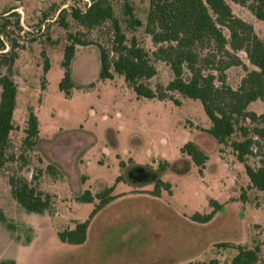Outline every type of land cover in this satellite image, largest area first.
Listing matches in <instances>:
<instances>
[{
    "label": "rangeland",
    "instance_id": "374dc122",
    "mask_svg": "<svg viewBox=\"0 0 264 264\" xmlns=\"http://www.w3.org/2000/svg\"><path fill=\"white\" fill-rule=\"evenodd\" d=\"M111 2L115 14L121 16L119 0ZM88 3L89 0H0V17L15 10L20 14L22 25V31L18 32L12 24L15 17H11L3 40L10 45L9 39L16 38L23 47L19 48L13 66L17 84L13 120L17 128L11 133V141L15 156L21 154L25 158V162L18 159L0 168V207L16 226L15 232H10L0 222V261L71 264L68 258L75 249L61 243L57 234L73 228L76 222L85 221L95 205V201L79 202L75 195L85 189L93 192L96 181H102L105 187L114 186V192L133 193L151 191L155 180H160L166 186L159 188L158 202L170 212L153 209L157 203L143 198L131 202L157 212L154 217L162 222L164 229L177 227V231L169 235L170 242L162 243V255L171 260L166 264H195L210 259L229 264L237 250L217 247L221 242L248 248L259 246V260L255 264H264V192L248 188L244 165L229 150L219 152L218 144L207 133L210 121L199 100L177 93L168 100L137 97L121 76L98 79L96 63L90 59L83 65L94 77L76 80L82 86L72 87L69 95L59 89L64 74L61 61L68 43L67 31H82V39L90 43L75 46L73 62L82 52L96 59L99 45L111 48L110 21L86 30L71 20V9L83 10ZM146 7L145 0H134L135 14L142 22ZM232 8L237 16L252 24L254 32L264 41V23L236 4H232ZM62 9H65L64 19L70 23V30L58 24V13ZM133 33L141 46L152 47L142 28ZM127 37L131 34L127 33ZM238 55L246 69H250L245 54L239 52ZM46 61L49 67L45 71ZM155 67L156 75L148 81L153 88L164 86L171 79L168 66L158 62ZM244 75L245 69L232 67L227 71V83L235 88ZM250 109L264 113V99L253 102ZM29 110L37 116L39 133L36 146L26 150L21 140ZM70 134L81 135L82 142L71 158L72 167L61 168L60 162L69 160L60 158L55 146L60 138ZM187 143H194L205 152L207 161L203 166L194 164L181 152ZM48 165L56 168L53 174L47 169ZM162 165H166L165 169L158 171ZM134 166L154 172L156 179L136 181L131 174ZM33 173H40L38 188L54 197L50 213H26L10 196L8 177L18 174L30 181ZM242 194L248 202L243 210H238L242 207L239 201ZM212 202L223 205L225 210L217 212L211 223H186L197 212L214 211ZM181 226H184L183 233L179 232ZM122 227L119 225L103 234L99 245L101 259L120 253L125 245L133 253L137 245L143 244L139 234L124 233ZM187 237L197 242L193 248L181 251Z\"/></svg>",
    "mask_w": 264,
    "mask_h": 264
},
{
    "label": "trees",
    "instance_id": "16d2710c",
    "mask_svg": "<svg viewBox=\"0 0 264 264\" xmlns=\"http://www.w3.org/2000/svg\"><path fill=\"white\" fill-rule=\"evenodd\" d=\"M147 3L144 21L134 9V0H119L121 16L114 12L111 0H89L85 9L73 7L71 20L86 30L110 21L113 28L111 48L98 46L99 79H113L121 76L137 97L168 100L173 94L199 100L210 121L207 133L216 141L219 152L229 150L235 159L244 165L248 178V188L264 192V113H256L250 105L264 99V41L253 29L251 23L237 16L232 8L236 4L247 10L255 19L264 23V0H145ZM65 9L58 13V24L70 30V23L64 19ZM15 17L13 28L22 31L20 14L10 10L0 17V168L18 159L25 162L23 155L12 152L11 133L17 128L13 120L16 106L17 84L13 66L18 58L19 45L16 38L6 36L10 18ZM142 28L149 37L151 48L138 43L133 33ZM127 33L131 37H127ZM82 31H67V41L63 50L61 66L64 70L59 89L69 95L74 87L71 79V63L76 45L90 44L82 39ZM9 47L6 49V47ZM243 52L250 69L240 59ZM112 54V56H110ZM164 63L169 67L171 79L164 86L155 88L148 84L156 75L155 64ZM49 63L45 62V71ZM232 67H242L245 75L237 87L227 83V71ZM21 145L26 150L37 144L39 123L32 110L28 111ZM194 164L203 166L207 155L194 143H187L181 150ZM166 165L159 167L163 171ZM50 167H48V170ZM40 172V171H39ZM53 172V170H52ZM40 173H33L29 181L24 176L12 174L8 177L12 199L26 212L44 215L53 208V196L37 186ZM160 180L155 182L154 194L164 187ZM112 188L109 190L111 191ZM79 202L92 203L89 192L77 198ZM243 210L248 202L245 195L239 198ZM214 211L195 213L190 220L196 224L211 223L217 212L225 208L211 203ZM238 210H236L238 212ZM94 210L91 212V214ZM90 214V215H91ZM0 222L10 232H15L4 210L0 207ZM86 221L76 222L73 228L57 234L64 243L77 244L85 238ZM223 249H236L237 254L229 264H255L259 246L252 248L221 242L216 245ZM0 264H16L13 259L1 260ZM195 264H219L217 259Z\"/></svg>",
    "mask_w": 264,
    "mask_h": 264
},
{
    "label": "flooded vegetation",
    "instance_id": "af4514ba",
    "mask_svg": "<svg viewBox=\"0 0 264 264\" xmlns=\"http://www.w3.org/2000/svg\"><path fill=\"white\" fill-rule=\"evenodd\" d=\"M75 55V54H74ZM86 59H90L96 63V77L99 76V56L97 54L96 59H92L88 56L87 52L80 53L71 63V79L73 80L74 87H81L82 84H78L76 80L86 81L90 80V77H94L93 73H90V69L83 65ZM99 79V77H98ZM82 142V137L79 134H70L60 138L55 146V152L60 158L69 160L66 162H60L62 167H72L71 158L75 155ZM49 171L53 174V165H48ZM53 170V172H52ZM62 171V169H61ZM159 171V170H158ZM131 174L136 181L140 183L142 181L155 180L156 175L154 172L145 169L140 166H134L131 169ZM120 178H118L119 182ZM156 182V180H155ZM92 187V186H91ZM112 188L111 191H109ZM114 186L105 187L102 181H96L94 183L93 192L85 189L74 196L77 198L86 192H89L93 197L94 212L86 219L85 238L82 242L77 244H70L71 248H74V253L70 254L68 260H71V264H166L170 263V258L162 255L161 249H163L162 243L170 242V233H173L177 227L164 229L162 222L154 216H157V212H151L144 209L139 203L131 202L139 200L137 198H143L147 201H153L156 206L153 208L157 211L164 210L170 212L159 201V193L154 194L155 187L151 191H134L133 193L126 192V190L114 192ZM130 202V203H129ZM92 210V211H93ZM85 220V221H86ZM127 223V226H126ZM187 224H195L193 221L186 220ZM123 225L122 230L124 233L133 232L140 235L143 239L140 245L135 247V252L127 249L126 245L123 246L120 253L108 256L105 260L100 258L99 245L102 242L103 234L114 227ZM180 233H183L184 226H181ZM179 230V229H178ZM177 231V230H176ZM126 240V236L124 238ZM197 239L193 237H187L186 245L184 249L188 250L195 246ZM62 243V242H61ZM161 243V245L159 244ZM165 243V244H166ZM166 246V245H165ZM166 249V247L164 248ZM135 253V254H134ZM130 258L132 260H130ZM189 262V261H188Z\"/></svg>",
    "mask_w": 264,
    "mask_h": 264
}]
</instances>
